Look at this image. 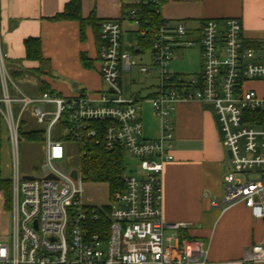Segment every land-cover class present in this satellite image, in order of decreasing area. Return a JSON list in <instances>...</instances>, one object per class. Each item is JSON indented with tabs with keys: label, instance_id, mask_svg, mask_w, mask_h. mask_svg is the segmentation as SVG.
I'll return each instance as SVG.
<instances>
[{
	"label": "built area",
	"instance_id": "built-area-1",
	"mask_svg": "<svg viewBox=\"0 0 264 264\" xmlns=\"http://www.w3.org/2000/svg\"><path fill=\"white\" fill-rule=\"evenodd\" d=\"M152 1L160 15L163 0ZM129 17L139 27V11L131 9ZM153 33L147 66L124 50L118 20L102 22L99 73L108 90L30 97L8 71L0 28V118L7 124L12 165V235L0 242V264L264 263V239L239 262L210 263L202 241L165 236L182 225L166 223L162 207L164 166L174 159L171 112L181 102L198 101L213 106L231 153L223 201L213 200L212 207L224 211L242 203L255 220H264V40L245 46L236 18L208 19L191 28L185 21L171 24L161 17ZM194 47L200 49V72L172 73L176 52ZM134 68L148 78L156 75L147 100L160 122L157 139L144 135L141 113L147 100L124 95L125 74ZM26 111L45 127L48 171L41 178L24 179L20 172L19 128ZM59 125L63 137L78 143L82 153L91 141L106 151L128 152L137 161L132 164L137 170L124 174L123 188L110 193L108 206L85 203L81 171L75 179L76 169L65 168L69 144L54 137ZM50 175L54 177L47 179Z\"/></svg>",
	"mask_w": 264,
	"mask_h": 264
},
{
	"label": "crops",
	"instance_id": "crops-1",
	"mask_svg": "<svg viewBox=\"0 0 264 264\" xmlns=\"http://www.w3.org/2000/svg\"><path fill=\"white\" fill-rule=\"evenodd\" d=\"M70 1L0 0L6 65L10 74L24 73L18 81L29 86L28 91L23 92L30 97L38 95L39 78L34 70L39 67L41 79L52 92L61 96L94 94L101 90L102 40L98 24L118 20L122 27L123 48L125 38L131 40V35L125 34L135 31L136 26L124 15L122 0H81L82 17L87 20L95 11L96 27L87 21L83 26L78 21H54ZM160 13V17L171 24L185 21L191 28L199 27L208 19L236 18L242 23L245 46L256 47L264 40V0H163ZM136 30L138 32V28ZM29 38L41 42L43 61L40 63L26 59L24 42ZM135 49L139 50L136 55L144 54H140L138 47ZM147 51L150 54V50ZM82 55L91 61L89 68L82 64ZM148 60L151 65V58ZM149 78L156 80V75ZM152 86L146 97H142V92L132 97L149 99ZM141 117L145 138L157 139L160 122L148 100L142 105ZM170 121L175 134L174 159L164 166L163 218L168 224H181L182 228L167 230L165 236L181 235L185 239L202 241L208 249L210 263L239 262L251 246L264 239V220H255L242 203L228 206L224 211L211 205L213 200L223 201L224 180L231 170L215 110L211 104L181 102L171 112Z\"/></svg>",
	"mask_w": 264,
	"mask_h": 264
},
{
	"label": "rangeland",
	"instance_id": "rangeland-1",
	"mask_svg": "<svg viewBox=\"0 0 264 264\" xmlns=\"http://www.w3.org/2000/svg\"><path fill=\"white\" fill-rule=\"evenodd\" d=\"M138 27H134L135 30L132 33H126L125 36L131 35V40H124V49L130 54L138 64L149 66V51L141 55H135L134 49L139 45L140 36L136 32ZM124 36V37H125ZM199 48L194 47L186 49L183 52H177L176 58L173 60L170 69L172 72L180 75L198 74L200 72V54ZM101 77V76H100ZM101 80V90L97 92H103L108 90V86ZM62 81V80H55ZM19 87L22 90L28 91V85L20 84L17 80ZM68 84V82H65ZM156 84V80L147 78L145 75L140 74L138 68H134L130 73L125 74L123 80V90L126 98L131 99L133 94L142 92V97H146L149 93V87ZM37 90V88H36ZM31 91V90H30ZM38 91V90H37ZM96 92V93H97ZM94 93V94H96ZM211 107V106H210ZM212 108V107H211ZM53 109V107H51ZM18 109L16 108V113ZM18 115V113H17ZM25 123L26 131L45 129V127L39 124L34 118L31 117L30 112L26 111L22 117ZM57 128L55 129V133ZM0 138H1V173L2 178L11 180L12 178V165H11V148L9 144V133L6 122L0 118ZM20 153V172L22 176L43 177L48 169L46 167V149L43 144H32L27 142L24 138L20 137L19 143ZM125 167L126 172L137 170L136 166L132 164L137 161L131 157L128 152H125ZM79 152L76 144L72 143L68 148V160L67 163L71 166V169H77V161L79 160ZM71 159V161H69ZM125 172V173H126ZM84 201L90 206L104 208L110 204V186L107 183H99L95 181H84ZM12 205V204H11ZM11 208L5 212L3 207V196L0 194V242L7 243L12 235V220H11Z\"/></svg>",
	"mask_w": 264,
	"mask_h": 264
},
{
	"label": "trees",
	"instance_id": "trees-1",
	"mask_svg": "<svg viewBox=\"0 0 264 264\" xmlns=\"http://www.w3.org/2000/svg\"><path fill=\"white\" fill-rule=\"evenodd\" d=\"M122 0L124 15L130 20L129 12L131 9H137L142 18V22L138 27V33L140 34L139 45L137 46L141 53L150 50L154 40L153 30L159 25L161 21L160 15L157 13V6H155L152 0ZM81 0L70 1L64 11L53 18L54 21L58 20H72L78 21L83 26L86 21L90 22L96 27L97 18L96 13L93 11L87 20H84L81 13ZM131 21V20H130ZM132 22V21H131ZM99 33L101 25L98 24ZM26 49V59L31 61H43V55L41 52V42L39 39L29 38L24 42ZM81 62L84 67L89 68L91 61L85 55L81 56ZM35 75L39 78V86L37 94H43L44 92L53 93L47 83L41 79L42 69L41 67L35 69ZM12 79L17 81L24 76L23 72H15L11 74ZM57 132L54 137L57 140L67 142L69 145L74 143L78 147L80 154L77 161V169L80 170L84 181H95L99 183H107L110 186L111 193L123 188V176L126 172L125 167V154L123 150L116 149L112 151H106L102 146L96 145L95 142H88L85 152H81L80 145L71 138H64L62 134V126L56 127ZM55 128V129H56ZM19 134L27 142L32 144L45 145L46 133L45 129L26 131L25 123L23 120L20 123ZM1 138H0V194L3 196V207L5 212L11 208L12 204V182L2 178L1 173ZM71 161V159H69ZM65 168L68 170L71 166L66 163Z\"/></svg>",
	"mask_w": 264,
	"mask_h": 264
},
{
	"label": "water",
	"instance_id": "water-1",
	"mask_svg": "<svg viewBox=\"0 0 264 264\" xmlns=\"http://www.w3.org/2000/svg\"><path fill=\"white\" fill-rule=\"evenodd\" d=\"M139 53V50L138 49H135V51H134V54H138ZM228 156L231 158V153L229 152L228 153ZM77 170H73L72 171V176H73V178H77ZM54 176H52V175H50V176H48L47 177V179H52ZM34 177L33 176H24V179H33Z\"/></svg>",
	"mask_w": 264,
	"mask_h": 264
}]
</instances>
